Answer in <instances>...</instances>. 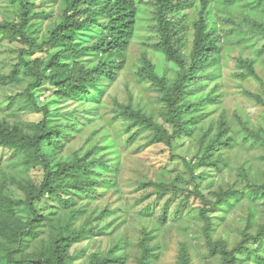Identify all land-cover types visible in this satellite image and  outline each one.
<instances>
[{
  "label": "rangeland",
  "instance_id": "rangeland-1",
  "mask_svg": "<svg viewBox=\"0 0 264 264\" xmlns=\"http://www.w3.org/2000/svg\"><path fill=\"white\" fill-rule=\"evenodd\" d=\"M31 1L38 14L30 31L41 42L61 18L63 2ZM137 3L135 33L127 48L121 51L126 62L114 79L103 81L105 92L100 97L60 98L50 82L35 91L37 105L49 107L52 112L49 121L71 131L67 137H57L55 147L44 144L45 153L54 159L53 165L89 157L86 152L106 132L110 140L103 145L116 143L102 157L115 164L112 171L106 172L107 179L114 184L103 194L78 199L68 207L48 199L39 201L37 208L43 217L36 234L20 242L17 230L34 218L26 205L28 193L40 185L43 171L31 156L0 148V264L9 263L6 259L9 252L26 260L48 256L55 260L54 240L62 227L70 232L86 231L81 239L66 247L65 264H138L140 242L145 234L152 236L150 264H184L185 254L192 264H220V257L208 250L205 221L200 214L205 206L196 195L198 190L207 198H214L215 191L221 189H244L240 198L210 212L214 239L227 241L230 248L242 238L250 222V231L255 233L264 224V197L250 192L247 186V180L253 184L264 183V144L249 135L251 130L264 124V106L255 97L264 98V91L260 81L247 76L245 66L246 61H253L264 82V38L258 33V26L264 25V3L239 0L229 4L226 0H213L209 26L219 32L221 50L217 64L206 72L212 75L195 82L193 89L196 87V90L188 96L189 100L201 104L199 109L186 114L185 119L198 116L200 121L192 135L174 142L173 149L154 142L151 130H140L136 140L126 145L128 136L139 129L128 130L130 121L123 115L127 106L171 129L164 120L162 94L149 80L147 61L159 75L165 74L170 85L178 73V66L168 61L157 47L154 0H137ZM198 16L196 7L176 15V19H182L180 24L188 27L183 48L187 56L193 45V21ZM16 19L17 5L0 0V22ZM97 33V27L81 31L74 48L91 45ZM23 47L27 45L10 41L0 33V74L11 73ZM62 49L58 46L36 51L31 57L45 61V67L50 56ZM96 58L91 53L79 60L90 63ZM30 81L22 72L16 80L0 84V121L7 122L13 130L32 133L28 125L40 122L43 111H37L27 97L18 96L25 93ZM95 131H99L98 135L93 136ZM220 131H224L225 137H234L233 146L219 151L222 168L200 166L193 172L187 164L194 167L205 146ZM91 137L95 138L90 141ZM72 191H67L65 197H70ZM164 206L168 209L166 222L161 218ZM105 209L109 212L102 216ZM249 247L254 246L249 243ZM241 260L243 264H261L249 252H242Z\"/></svg>",
  "mask_w": 264,
  "mask_h": 264
},
{
  "label": "trees",
  "instance_id": "trees-1",
  "mask_svg": "<svg viewBox=\"0 0 264 264\" xmlns=\"http://www.w3.org/2000/svg\"><path fill=\"white\" fill-rule=\"evenodd\" d=\"M9 1L17 5L18 19L1 21L0 33L6 39L18 41L27 47L19 50L18 61L13 65L11 73L0 74V84L14 81L22 72L25 73L31 81L25 93H19L18 96L27 97L37 111H43L40 122L28 125V130L32 133L13 130L7 122L0 121V148L11 149L16 155L31 156L43 171L40 185L36 190L28 193L26 205L34 218L17 230L20 242H24L36 234L37 225L41 223L43 215L37 208L39 201L48 199L59 203L60 206L68 207L71 202L78 199L95 198L97 193L103 194L114 184L113 180L107 179L106 172L112 171L115 164L104 161L102 157L106 154L105 150L114 148L116 143L111 141L110 144L103 145L110 140L106 132L101 135L100 142L86 152L89 157L80 158L71 163L53 165L54 159L50 153H45L44 144L55 147L56 138L67 137L71 131L49 121L52 112L49 107L41 108L37 105L35 91L50 82L56 87L60 98L78 100L83 97H100L105 92L103 81L114 79L126 62L121 51L127 48L135 33L139 7L137 0H62L61 18L50 29L48 38L40 42L30 31L33 20L38 14L34 10L35 3L31 0ZM238 1L226 0L229 4ZM260 1L264 3V0ZM212 2L213 0H154V32L159 38L157 47L162 50L168 61L178 66V73L170 85L165 74L159 75L153 64L147 61L150 67L149 80L162 94L164 120L171 129L159 124L142 111H135L127 106L123 115L130 121L128 130L134 127L139 128L128 136L127 146L136 140L140 130H151L153 141L164 143L170 149H173L175 141L194 133L200 118L197 116L186 120L185 116L199 109L201 103L189 100L188 96L196 90V87L193 89L195 82L212 75L206 72L217 64V56L221 50V36L216 29L209 26ZM194 7L197 8L199 16L193 21V45L187 56L183 48L187 42L188 27L181 25L182 19H176V15ZM93 27L99 28L96 41L91 45L75 49L77 35ZM258 33L264 38L263 24L258 26ZM58 46H62L63 49L51 55L45 67V61L38 57H31L36 51L50 50ZM91 53L97 55L93 62L84 63L79 60ZM245 66L248 69L247 76H253L260 81L264 91V82L259 77L254 62L246 61ZM255 97L260 105L264 106V98L261 95H255ZM67 127L71 128L68 125ZM98 132L95 131L93 136L98 135ZM223 134L224 131H220L219 135L205 146L201 159L194 167L186 163L193 172L194 168L200 166H211L218 170L222 168L223 160L219 151L233 146L234 140V137H225ZM249 135L256 142L260 141L264 144V124L251 130ZM94 138L89 139L91 141ZM247 186L250 192L264 197V183L253 184L247 180ZM70 190H73V193L66 198L65 193ZM243 190L221 189L215 191L214 198H207L199 190L196 191V195L205 206L200 214L205 221L204 235L208 250L211 255L220 257V264H243L242 252H249L256 260L264 264V224L255 233L250 231L252 225L250 222L249 226L243 230L242 238L232 248L227 241L213 237V221L210 212L240 198ZM108 212L109 210L105 209L102 216ZM177 214H180L179 209ZM167 216L168 209L164 206L161 217L163 222L167 221ZM85 232L83 230L70 232L62 227L54 240L55 260L49 256L26 260L16 257L13 252H9L6 259L8 264H65L66 247L81 239ZM151 237L150 234H145L140 242L141 257L138 264H150L153 257V249L150 246ZM249 243H252L254 247L250 248ZM184 256V264H192L189 255Z\"/></svg>",
  "mask_w": 264,
  "mask_h": 264
}]
</instances>
